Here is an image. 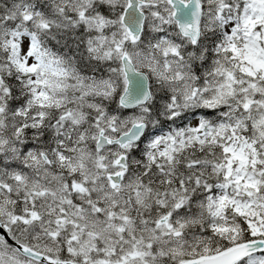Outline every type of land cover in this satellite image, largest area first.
Returning <instances> with one entry per match:
<instances>
[{"label":"snow or ice","instance_id":"6c2138e0","mask_svg":"<svg viewBox=\"0 0 264 264\" xmlns=\"http://www.w3.org/2000/svg\"><path fill=\"white\" fill-rule=\"evenodd\" d=\"M0 264H264V0H0Z\"/></svg>","mask_w":264,"mask_h":264}]
</instances>
